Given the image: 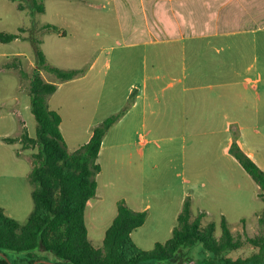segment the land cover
I'll return each mask as SVG.
<instances>
[{"label":"rangeland","instance_id":"rangeland-1","mask_svg":"<svg viewBox=\"0 0 264 264\" xmlns=\"http://www.w3.org/2000/svg\"><path fill=\"white\" fill-rule=\"evenodd\" d=\"M116 1L37 0L38 3L45 5V13L32 14L30 12L31 0H0V33L20 35L17 41L0 42V53H6L10 58L7 62L22 66L30 77L35 68V53L30 42V37L33 35V38L41 40V48L49 64L62 69L77 68L85 73L95 57L104 50L109 55L111 68L108 70L106 92L98 107L99 114L100 117H105L111 111L115 114V111L121 108L118 112L123 111L125 115L132 106L131 101L125 100L128 85L132 76L142 67L139 58L143 56V49L131 48L121 35V32H128L129 28H132L135 24L132 21L136 22L138 17L118 12L115 7ZM19 3L26 8L25 11L18 10ZM119 22L123 25L121 29ZM47 24L59 27L60 33H44L42 26ZM20 29L25 31L20 32ZM254 39L257 43L253 42ZM228 41L230 45L223 49L220 56L232 63L236 71L234 80L243 82L247 76H261L257 91L262 97L261 101L254 99V95L249 93L246 95L247 102H243L240 106L235 105L234 117L239 119L241 124L250 126L259 134L264 135V31L257 34L238 32ZM15 54L22 55L13 56ZM6 60V57H0V65ZM32 66H34L33 69ZM9 70L17 75L0 69V104L7 105L4 108L6 115L12 112V106L15 104L14 98L19 79L21 86L27 92L30 91L29 77L21 78L15 68ZM44 75L48 78H55V75L51 73L44 72ZM82 85L85 87L82 88ZM91 86L92 83L88 79L67 86L65 90L72 87L82 88L68 92V96L76 106L81 105L82 102L89 109V107H96V102L91 97L84 96ZM77 107L83 122L88 116V111L81 109V106ZM9 119L1 120L0 118V135L6 133L13 135L17 131L18 122L12 119L8 121ZM32 121H28V127L29 132L35 136L37 123L34 116ZM234 128L237 127L234 126ZM65 130L66 126H64ZM65 134L68 138L66 131ZM152 138L157 142L151 144L150 152L159 157L156 159L157 164L152 177L150 176L146 184L149 186V193L163 196L164 201H161V198L157 200L153 197H146L144 203L152 201V213L153 215L162 214L164 225L171 221L174 222L179 210L176 202L177 196L186 192L192 195L191 220L201 213H206L202 219V228L209 223H215L217 238L221 236L220 224L223 216L226 217L231 233L235 237L244 240L246 236L256 237L261 234L259 218L264 212V200L257 198L256 192L260 190L246 170L236 162L231 164L229 159L220 156L218 145L223 140L222 135L198 137L197 134L183 136L167 133L166 135L156 134ZM170 138L174 141H169ZM133 140L129 134L124 136L112 130L108 145L117 143L122 147L115 150L106 148L100 158L101 172L96 176L97 193L91 200V206L85 212L88 238L97 248L103 246L105 233L118 213V203L123 201L122 198H127L129 204H132L135 193L140 192L139 182L132 180L130 174L134 166L115 165L113 161L114 153L134 152V147L129 146ZM196 142L201 147H198ZM6 147L0 144V209H3L6 215L21 225H25L34 208L33 186L25 177L23 179L20 176V180L11 177L12 169H16L17 166L11 159L10 148ZM33 149L30 155L31 161L32 154L38 151L37 147ZM162 153L166 157H163ZM168 155L170 157H167ZM134 162L137 163V160L134 159ZM26 167H28L27 164ZM18 168L23 169L22 166ZM242 219L245 221H241ZM150 226H153V222L149 220L143 228L138 229L132 235V240L143 250L154 249L155 240L161 243L167 240V237L163 235L154 236L150 231ZM253 248L255 247L246 244L243 248L230 253L229 257L232 259L249 257ZM178 256L177 262L151 263L179 264L184 260L198 262L205 257V254L202 244L198 243L192 247L182 248ZM48 257L50 262L55 263L56 258L53 255L50 254ZM261 264H264V257Z\"/></svg>","mask_w":264,"mask_h":264},{"label":"crops","instance_id":"crops-1","mask_svg":"<svg viewBox=\"0 0 264 264\" xmlns=\"http://www.w3.org/2000/svg\"><path fill=\"white\" fill-rule=\"evenodd\" d=\"M115 7L118 12L138 17L136 22L132 21L135 23L132 28H129L128 32H121V35L131 48L143 49V56L139 58L142 67L132 76L128 85L125 100L132 101V106L105 136L98 163L106 148L115 150L122 147L117 143L108 145L112 130L124 136L129 134L134 139L129 143V146L134 147V152L113 154L115 165L134 166L131 169V178L139 182L140 192L135 193L132 204H129L127 198L122 199L132 210L146 212L145 224L149 220L153 222L150 231L154 236L163 235L168 240L177 225L175 220L177 221L185 200L189 198L192 203V195L183 192L177 196L179 210L175 220L165 225L162 214L153 215L152 201L144 203L146 197L163 200V196L149 193V186L146 184L152 177L157 164L156 159L159 157L150 152L151 144L157 142L152 138L154 135L167 133L183 136L197 134L198 137L222 135L223 140L218 145L220 156L229 159L231 164L236 162L242 167L231 154V147L236 141L245 154L264 171V135L250 126L241 124L233 113L236 104L240 106L248 101L246 95L249 93L254 95V99L261 101L262 97L257 92L261 76H247L243 82L235 81L233 77L236 71L232 63L220 56L223 49L230 45L229 38L238 32L257 34L264 31V0H117ZM122 26L119 22L120 29ZM253 42L257 43L255 39ZM0 57L7 58L0 65L1 71L5 70L9 74L17 75L4 67L9 56L2 52ZM110 68L109 55L103 50L91 62L87 72L75 80L60 83L57 91L48 98L49 108L61 116L60 129L69 152H74L88 143L94 127L114 113L111 111L109 115L100 117L98 110L106 92ZM42 76L47 82L57 83L56 77L48 78L44 72ZM88 79L92 86L86 90L84 96L91 97L96 102V107L88 109L82 102L81 105H77L88 111L86 120L82 122V115L78 107L71 102L68 92L81 90L85 85L80 89L72 87L65 90V88ZM15 94L12 112L6 115L4 108L7 105L0 104V118L4 120L10 117L8 121L11 119L17 121V131L13 135L8 133L0 135V144L2 147L10 148L11 159L17 166L16 169H12L10 175L13 179L20 180V176L28 179V174L32 170L30 155L34 149L25 150L22 142H7L6 139L19 138L24 132L30 137H35L29 132L28 127V121L33 122L34 115L31 111L30 91L27 92L21 86L20 79ZM169 141L174 140L170 138ZM196 144L201 147L198 142ZM157 147L159 148L158 145ZM163 157L166 156L163 154ZM20 166L23 167L22 170H19ZM202 185L206 187L205 184ZM260 194L261 191L256 192L257 198L264 200ZM91 200L87 208L91 206ZM163 205L161 202V206ZM202 214L205 217L206 213ZM223 217L226 219L225 216ZM145 224L138 229L143 228ZM155 242L161 243L159 240ZM252 250L251 255L258 253L259 248ZM196 263V261L179 262V264Z\"/></svg>","mask_w":264,"mask_h":264},{"label":"trees","instance_id":"trees-1","mask_svg":"<svg viewBox=\"0 0 264 264\" xmlns=\"http://www.w3.org/2000/svg\"><path fill=\"white\" fill-rule=\"evenodd\" d=\"M15 1V0H13ZM31 13H45V5L31 0ZM17 8H26L19 3ZM45 32L60 33L57 26H42ZM20 29V32H24ZM34 36V35H33ZM30 37L35 53V68L30 77L22 66L6 62L7 69L15 68L21 78L30 79L31 111L36 120V135L24 132L19 138L23 149L37 147L32 158V170L28 180L33 186L34 208L25 225L6 215L0 209V252L7 255L12 264H34L40 260L51 261L50 254L58 264H152L151 262L179 260L182 248L200 243L205 257L196 264H261L264 257V212L259 218L260 235L243 240L235 237L227 220L222 217L221 236L215 233L217 226L209 223L202 228L204 215L191 220L192 203L187 198L177 218L170 239L156 243L154 249L143 250L132 240V233L142 227L146 212L132 210L124 201L118 203V213L107 229L103 246L95 247L88 238L85 212L88 202L96 196V176L101 172L98 163L103 140L109 130L124 115L118 112L107 117L93 129L88 143L74 152H69L61 133V116L51 110L48 98L60 83L75 80L83 75L81 69H62L47 61L41 48V40ZM20 38L18 34L0 33V42L10 43ZM17 58V57H16ZM10 59V58H9ZM42 72L54 74L57 83L47 82ZM132 102V101H131ZM231 154L259 186L264 197V171L239 147L235 141ZM246 244L259 248L258 253L246 258L232 259L229 254ZM185 261V260H184ZM181 261L180 263H183ZM190 262V261H189ZM0 264H9L0 256ZM44 264V263H39Z\"/></svg>","mask_w":264,"mask_h":264},{"label":"water","instance_id":"water-1","mask_svg":"<svg viewBox=\"0 0 264 264\" xmlns=\"http://www.w3.org/2000/svg\"><path fill=\"white\" fill-rule=\"evenodd\" d=\"M0 256L3 257L9 264H12L6 254H4L3 252H0ZM39 263L58 264V263H53V262L46 261V260H40V261L35 262L34 264H39Z\"/></svg>","mask_w":264,"mask_h":264}]
</instances>
